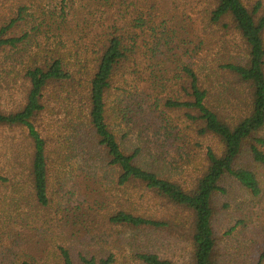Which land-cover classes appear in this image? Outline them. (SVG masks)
Segmentation results:
<instances>
[{
  "label": "trees",
  "instance_id": "trees-1",
  "mask_svg": "<svg viewBox=\"0 0 264 264\" xmlns=\"http://www.w3.org/2000/svg\"><path fill=\"white\" fill-rule=\"evenodd\" d=\"M16 79L19 107L0 109V188L26 184L31 198L21 211L0 193V263L177 264L139 241L188 216L189 264H264L259 242L238 243L237 258L218 228L226 184L249 197L228 236L247 237L264 196V0H0V96ZM53 171L81 185L84 207L56 220L88 246L78 259L16 234L54 219ZM147 194L175 212L153 216Z\"/></svg>",
  "mask_w": 264,
  "mask_h": 264
},
{
  "label": "rangeland",
  "instance_id": "rangeland-1",
  "mask_svg": "<svg viewBox=\"0 0 264 264\" xmlns=\"http://www.w3.org/2000/svg\"><path fill=\"white\" fill-rule=\"evenodd\" d=\"M86 18L89 19L88 21H90L92 24L95 22V19L91 16ZM91 23H89L88 26L93 30L94 27ZM22 84L23 83L21 79H16L10 83V87L4 86L1 89L0 109L12 110L19 107L23 93L21 90ZM13 134H15V132H13ZM3 168H5L3 171L5 174H10L9 167L5 163H0V169ZM56 176L66 178L65 174L57 175L54 173V171L52 173L50 182V195L54 200V203H58L60 205L59 207L53 205L52 209L49 210L50 215H52L54 219L50 222H47V218L42 219L41 222L35 227L28 229L18 228L16 230V234L20 242L21 238L24 237L32 239L31 243L34 244L33 250H35L36 247V252L39 254L55 256V252H57V246L64 245L69 247L71 249L72 255L78 259L79 252H86V250H88V246L85 245L84 240L80 239L78 236H73L72 234L67 233L71 230V228L61 227L60 224L56 222V220L57 218L63 216V212L58 211V208H62L65 205H72L77 209L80 206L84 207L82 204V201L84 202V198L81 193V185H72L69 183L67 177L66 183L64 185L60 184L61 186H59ZM12 183L13 182H10V184ZM8 186L9 184H3L2 188H0V193L3 197L2 205L11 202V197L13 195L17 198V200L23 198L25 203L19 209H21V211L24 210L27 200H30L31 198V196H29L30 198L24 199V196H28V192L30 191L29 187L26 184H19L17 186L15 185L14 188H10ZM226 186L229 189V192L226 194H219L218 197L221 206V210L218 214V218L220 219L218 228L220 234L225 237L226 242L229 240L232 254L238 258V243H241L243 240L248 239L250 243L257 241L260 243V245L264 246V242L262 241V239H264V196L256 202L252 201L255 207L251 210V213L254 214V212H256V214H254L252 218L245 217L248 220L247 227L245 228L247 237L244 236V234L239 233V231L232 236H228L226 233L228 232L229 228L240 226V222L244 217L241 215V211L244 207L243 202L249 199V197L247 196L246 192H244L236 183L226 184ZM143 201L147 211L157 218L168 219L169 215L175 212L173 207H166L164 201L154 199L150 194H147ZM85 204L88 205L87 202ZM248 204L245 205L247 206ZM26 209H28V207ZM85 210L88 209L85 208ZM15 213H19V210H17ZM187 218L188 216H183V222H180L173 227V233L164 230H149L151 236H147L146 233H143L139 242L143 245H146V248L150 250L156 252L159 251L164 256L175 259L177 264H189L191 242L189 229L190 224ZM0 230L3 231V228H0ZM111 237L112 236H110V241ZM12 239L14 240V238ZM26 245L27 244L23 246L26 247ZM16 246L20 245L17 243ZM110 246L112 249H116L115 245L111 243ZM124 254L125 253H121V258L124 256ZM52 261L53 260H51L50 263ZM125 261L126 262H124V259H120L118 264H138L132 258L125 259ZM0 262H2V259H0Z\"/></svg>",
  "mask_w": 264,
  "mask_h": 264
}]
</instances>
